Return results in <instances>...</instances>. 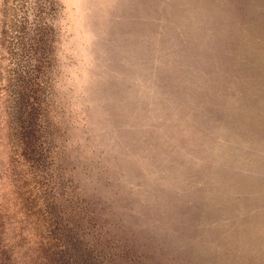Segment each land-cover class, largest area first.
<instances>
[{
	"label": "rangeland",
	"instance_id": "obj_1",
	"mask_svg": "<svg viewBox=\"0 0 264 264\" xmlns=\"http://www.w3.org/2000/svg\"><path fill=\"white\" fill-rule=\"evenodd\" d=\"M0 264H264V0H0Z\"/></svg>",
	"mask_w": 264,
	"mask_h": 264
}]
</instances>
